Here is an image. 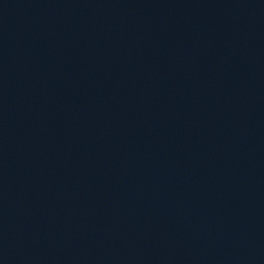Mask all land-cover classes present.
Here are the masks:
<instances>
[{"label": "water", "instance_id": "1", "mask_svg": "<svg viewBox=\"0 0 264 264\" xmlns=\"http://www.w3.org/2000/svg\"><path fill=\"white\" fill-rule=\"evenodd\" d=\"M0 264H264V0H0Z\"/></svg>", "mask_w": 264, "mask_h": 264}]
</instances>
